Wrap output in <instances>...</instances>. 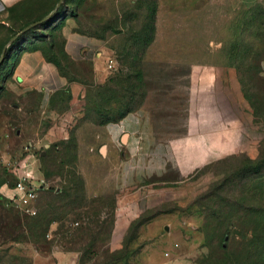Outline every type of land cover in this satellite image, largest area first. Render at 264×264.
Returning a JSON list of instances; mask_svg holds the SVG:
<instances>
[{
	"label": "rangeland",
	"instance_id": "obj_1",
	"mask_svg": "<svg viewBox=\"0 0 264 264\" xmlns=\"http://www.w3.org/2000/svg\"><path fill=\"white\" fill-rule=\"evenodd\" d=\"M58 1L13 8L15 31L2 32V49ZM67 17L112 51L115 66L102 82L64 58ZM38 46L69 85L51 98L52 118L33 114L31 96L33 116L0 130L8 136L0 146V264H264V0H63L8 47L0 98L19 51ZM197 66L218 81L212 97L191 83L208 74ZM140 109L174 148L163 172L121 189H86L77 132ZM213 109L240 125L244 150L185 149ZM84 166L105 179L104 169Z\"/></svg>",
	"mask_w": 264,
	"mask_h": 264
},
{
	"label": "crops",
	"instance_id": "obj_2",
	"mask_svg": "<svg viewBox=\"0 0 264 264\" xmlns=\"http://www.w3.org/2000/svg\"><path fill=\"white\" fill-rule=\"evenodd\" d=\"M25 1L0 0V53L3 45L2 32L6 31L9 35L15 31L10 22L11 11ZM53 9L48 7L40 14L45 17ZM59 35L61 51L67 60L87 64L92 78L102 82L109 72L107 64L111 58L110 48L97 38L77 31L68 17L64 19ZM46 55L47 50L39 46L19 51L2 84L0 130L3 127L5 130L11 129L13 123L25 122V119L31 118L33 114L49 118L54 116L49 106L51 98L66 89L69 80L61 73L57 64L48 60ZM197 67L208 74L205 76L206 79L200 82L192 80L191 83L194 87L203 89L201 91L203 96L212 97L216 94L214 89L218 81L211 79L213 75L209 73L210 69ZM31 96L37 98L36 112L33 114L29 106ZM2 111H7L9 116L1 117ZM207 114V121L202 123L201 131H194L192 133L194 138L185 143L187 151L224 154L228 150L240 152L244 150L240 146L242 144L238 133L240 125L235 123L236 120L227 122L220 117L219 111L214 109ZM197 127L198 125L195 126ZM0 135H3L4 140H0L2 146L8 136L5 131H0ZM75 140L79 166L85 168V162H90L104 169L105 179L98 181L85 174L84 168L82 169L86 189L96 187L105 190L121 189L143 179L159 176L170 161V152L174 149L170 143H162L157 138L153 122L145 109L126 114L116 122L80 129L75 135Z\"/></svg>",
	"mask_w": 264,
	"mask_h": 264
},
{
	"label": "water",
	"instance_id": "obj_3",
	"mask_svg": "<svg viewBox=\"0 0 264 264\" xmlns=\"http://www.w3.org/2000/svg\"><path fill=\"white\" fill-rule=\"evenodd\" d=\"M63 0H59L56 4V6L54 7V9L48 14L46 15L44 18H42L39 21H36L34 23L29 24L28 26L24 27L21 31H19L16 35H14L9 42L7 43L6 46H4V48L2 49V52L0 54V66L3 64V62H6L8 57L6 56V52L8 47L15 42L20 36L24 35L25 33H27L28 31H30L31 29L40 26L41 24H43L44 22L50 20L52 18V16L55 14V12L57 11V9L59 8V6L62 4Z\"/></svg>",
	"mask_w": 264,
	"mask_h": 264
},
{
	"label": "built area",
	"instance_id": "obj_4",
	"mask_svg": "<svg viewBox=\"0 0 264 264\" xmlns=\"http://www.w3.org/2000/svg\"><path fill=\"white\" fill-rule=\"evenodd\" d=\"M114 66H115L114 61L112 59H109L108 64H107L108 70L112 71ZM18 188H20L21 190H24V187L21 184L18 185ZM24 195L25 196L22 197V199H21V200H23L24 203H28L33 198L32 192L24 194Z\"/></svg>",
	"mask_w": 264,
	"mask_h": 264
},
{
	"label": "trees",
	"instance_id": "obj_5",
	"mask_svg": "<svg viewBox=\"0 0 264 264\" xmlns=\"http://www.w3.org/2000/svg\"><path fill=\"white\" fill-rule=\"evenodd\" d=\"M42 17L44 18V16H42ZM41 19H42V18H41ZM41 19H39V20H41ZM39 20H37V21H39ZM34 22H36V21H34ZM34 22H32V23H34ZM29 24H31V23H29ZM29 24H28V25H29ZM43 24H44V23H43ZM28 25H26V26H28ZM41 25H42V24H41ZM26 26H25V27H26ZM22 29H23V28H22ZM22 29H21V30H22ZM21 30H20V31H21ZM1 52H2V51H1ZM10 52H11L10 49L7 50V52H6V56L8 57V59H9V56H10V54H11ZM0 54H1V53H0ZM62 54H63L64 58L67 59L66 56H65V54H64L63 52H62ZM46 57H47L48 60H50V61H52V62H55V63L57 64V62H56L53 58H51L48 54L46 55ZM8 59H7V60H8ZM57 66H58V64H57ZM11 67H12V66H11ZM58 67H59V66H58ZM126 114H128V113L122 114L121 116L117 117L113 122H116L117 120L123 118ZM107 123H108V122H107ZM103 124H105V123H103ZM103 124H101V125H103ZM75 142H76V141H75Z\"/></svg>",
	"mask_w": 264,
	"mask_h": 264
}]
</instances>
